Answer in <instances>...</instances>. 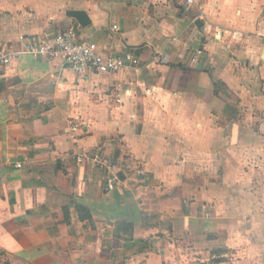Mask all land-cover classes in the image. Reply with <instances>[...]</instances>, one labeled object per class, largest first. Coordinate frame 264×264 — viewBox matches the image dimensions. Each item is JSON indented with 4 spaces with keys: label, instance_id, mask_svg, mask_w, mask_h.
Listing matches in <instances>:
<instances>
[{
    "label": "crops",
    "instance_id": "1",
    "mask_svg": "<svg viewBox=\"0 0 264 264\" xmlns=\"http://www.w3.org/2000/svg\"><path fill=\"white\" fill-rule=\"evenodd\" d=\"M69 27L138 66L77 75L61 56L25 51ZM2 53L11 264H264V0H0ZM83 151L143 179L108 190L107 171L75 162Z\"/></svg>",
    "mask_w": 264,
    "mask_h": 264
},
{
    "label": "built area",
    "instance_id": "2",
    "mask_svg": "<svg viewBox=\"0 0 264 264\" xmlns=\"http://www.w3.org/2000/svg\"><path fill=\"white\" fill-rule=\"evenodd\" d=\"M175 1L185 7H191L195 4V0ZM25 51L34 57L52 58L61 56L65 64L77 75H84L89 70L98 73H114L128 67L136 68L139 63V59L130 51L104 54L98 50L94 42L78 40L74 27L57 32L52 40L28 42L25 44ZM200 54L201 50H196L190 62L192 64L198 63V56ZM11 57V53L0 54V60L4 64L9 63ZM76 129V125L72 124L68 128V131H75ZM129 158L131 159V155ZM74 159L77 164L90 162L99 169L107 171L106 185L108 190H113L117 186L124 188L130 180L141 181L144 176L141 168L134 167L131 175L120 178L117 173L118 165L116 161L101 151H96L91 154L83 151L78 153ZM21 166V162L16 163V167L20 168Z\"/></svg>",
    "mask_w": 264,
    "mask_h": 264
},
{
    "label": "trees",
    "instance_id": "3",
    "mask_svg": "<svg viewBox=\"0 0 264 264\" xmlns=\"http://www.w3.org/2000/svg\"><path fill=\"white\" fill-rule=\"evenodd\" d=\"M77 210H78L80 219L82 220L91 219V215L87 208L78 205ZM132 229H133L132 223L121 222V223H118L116 227V233L123 232L131 236ZM0 264H11L9 259L6 257V254L3 251H0Z\"/></svg>",
    "mask_w": 264,
    "mask_h": 264
},
{
    "label": "water",
    "instance_id": "4",
    "mask_svg": "<svg viewBox=\"0 0 264 264\" xmlns=\"http://www.w3.org/2000/svg\"><path fill=\"white\" fill-rule=\"evenodd\" d=\"M67 15L75 18L81 26H85L90 22L87 14L82 10H69Z\"/></svg>",
    "mask_w": 264,
    "mask_h": 264
}]
</instances>
